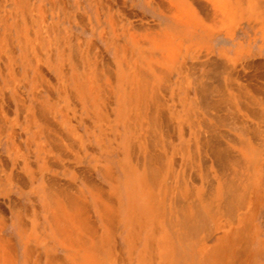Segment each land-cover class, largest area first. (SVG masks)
Listing matches in <instances>:
<instances>
[{"label":"bare ground","instance_id":"1","mask_svg":"<svg viewBox=\"0 0 264 264\" xmlns=\"http://www.w3.org/2000/svg\"><path fill=\"white\" fill-rule=\"evenodd\" d=\"M240 30L264 37V0H0V184L2 142L36 156L65 251L46 264H248L264 60ZM1 204L0 264H19Z\"/></svg>","mask_w":264,"mask_h":264},{"label":"crops","instance_id":"2","mask_svg":"<svg viewBox=\"0 0 264 264\" xmlns=\"http://www.w3.org/2000/svg\"><path fill=\"white\" fill-rule=\"evenodd\" d=\"M81 28L83 31L79 33L75 31L73 27L76 33L88 37L89 34H85L88 30L83 29V27ZM251 37H253L252 33L241 30L236 36L237 41H242V48H244V51L246 52L243 61L245 62L247 60L246 62H250L252 60H264V37L258 35V38L253 40H251ZM233 42L221 40L218 42L217 47L227 48L235 46V48H237L236 44ZM184 93L185 92H182V95H184ZM3 145H6V148L5 150L2 149V153L8 156L10 164H13L15 167L13 174L15 173V175H17V178L12 179L10 183L8 182L6 184L7 188L3 186L4 181L0 184V201L3 204V207H6L4 209L6 211L5 218L7 225L3 232L5 236L10 237L13 240L14 250L16 251L15 256L17 257V262L19 264H46L48 258L61 257L65 251L59 240L54 238L50 233L48 223L44 216V199L40 194L41 192L36 187L37 183L41 181V178L36 179L35 182L32 180V175L34 174L33 171L37 170V167L32 165L31 162L33 158L34 160L36 159V156H27L25 152L16 155L15 151L9 152L8 145L5 141L2 142L1 146L3 147ZM38 161L40 162V159H38ZM18 162L19 164H17ZM53 169L57 170V168ZM58 171L59 175L62 176L64 174L61 169H58ZM66 174L71 176L72 172L67 173L66 171L65 175ZM2 176L3 174L1 177ZM16 191H18V193ZM6 192H8L7 194L11 199L10 201L4 200V196L7 195L5 194ZM14 200L23 210L22 217L15 218L14 214L11 213L15 204ZM20 218L22 219V222L27 223V227H29L28 232H23L22 235L19 232L18 225L20 224ZM15 220L16 224L13 227L11 221Z\"/></svg>","mask_w":264,"mask_h":264},{"label":"rangeland","instance_id":"3","mask_svg":"<svg viewBox=\"0 0 264 264\" xmlns=\"http://www.w3.org/2000/svg\"><path fill=\"white\" fill-rule=\"evenodd\" d=\"M74 29L79 33L83 31L81 27L76 25L74 26ZM85 34L88 35L89 32L86 31ZM1 148L5 150L6 145H3ZM262 179V185L258 196V204L255 207V214L253 217V227L256 231V239L252 245L253 251L248 264H264V175ZM16 192L18 193V191ZM215 237L216 235L211 237L209 243H212L215 240Z\"/></svg>","mask_w":264,"mask_h":264}]
</instances>
